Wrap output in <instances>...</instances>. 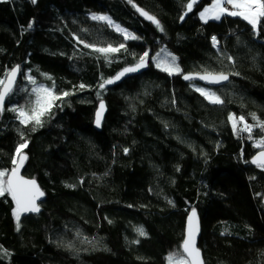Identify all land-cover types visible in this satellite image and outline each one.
Returning <instances> with one entry per match:
<instances>
[{"label":"trees","instance_id":"trees-1","mask_svg":"<svg viewBox=\"0 0 264 264\" xmlns=\"http://www.w3.org/2000/svg\"><path fill=\"white\" fill-rule=\"evenodd\" d=\"M189 2L133 0L160 31L129 0H0V79L21 67L0 115V171L15 166L23 132V175L46 194L39 215H20L19 230L11 195L0 197V264H169L170 254L182 253L194 209L205 264H264V170L250 164L264 134L254 127L249 138L229 119L244 116L253 124L254 113L264 121V19L259 31L238 16L203 23L199 13L213 0H197L185 15ZM92 14L111 17L139 39L124 40ZM75 37L97 47L124 43L126 50L109 63ZM162 49L175 56L181 74L156 66ZM144 52L147 72L99 87ZM205 69L239 75L219 88L182 80ZM28 76L69 93L35 131L7 110L34 101ZM196 87L215 91L224 103H209ZM101 101L107 114L98 131Z\"/></svg>","mask_w":264,"mask_h":264},{"label":"snow or ice","instance_id":"snow-or-ice-1","mask_svg":"<svg viewBox=\"0 0 264 264\" xmlns=\"http://www.w3.org/2000/svg\"><path fill=\"white\" fill-rule=\"evenodd\" d=\"M33 3H36V0H32ZM129 3H133V0H129ZM197 3V0H190L186 5V12H191L193 6ZM133 7L144 16L146 19L152 21L160 29L164 31L163 27L160 25V22L152 15L144 11L142 8L138 7L133 3ZM200 18L207 23L209 19L219 20L221 16H238L246 20L249 24L252 25L255 31H259V22L261 19H264V0H213L211 6L206 7L199 13ZM95 21L103 22L109 28H112L113 31L119 33L124 40H136L139 37L135 36L133 33H130L127 29L121 27L111 17L107 15H95L91 17ZM183 19V16L181 17ZM31 27V24L28 26ZM78 43L84 45L85 48H90L92 51L101 54L105 59L111 63L109 57L113 54L121 52V50H126V44L120 43L117 46H113L111 43H107L106 46L97 47L95 44L86 43L83 39L75 37ZM213 46L218 48V41L216 37H212ZM219 50V48H218ZM163 53L164 50L162 49ZM148 52H144L140 56L138 62L133 67H127L121 71L114 79H108L104 84H112L116 80H119L122 76L129 72L139 71L143 67H147L148 61ZM170 55V54H168ZM225 58L230 62L235 63L231 56L224 54ZM176 58L173 56L171 60L168 58H160V54H157L156 66L161 69V71L167 72L169 75L181 74L182 69L176 64ZM19 66L15 67L11 71L5 74L4 79H0V115L6 110L5 101L13 93L14 85L16 83V78L18 73H20ZM230 75H239V73H224V72H210L207 69L201 73L195 74H184L183 79L185 80H195L199 79L205 81L208 84H220L225 81H229ZM51 80L50 76L46 77ZM29 83L33 86L30 90V94L35 97L34 101H29L27 107H12L10 110L17 114V118L21 125L29 126L31 125V131H35L36 128L42 127L44 123V117L49 115L52 107L56 100H59L62 96H68V92H63L57 94L54 91V84L52 86H44L38 84L36 79L28 76ZM104 84L99 85L101 89L104 88ZM85 85H80V88L83 89ZM200 93L209 103L217 105L223 104L224 101L220 96L216 94L215 91H212L203 87H196L195 89ZM25 92H28V89H24ZM99 95V94H98ZM104 104L101 101L100 109L103 110ZM252 115L253 124H249L245 121L244 116L236 117L234 114L229 117L232 121L233 130H237V125L242 124V127L239 129L241 132H248L249 138H251V132L254 127L260 129L261 133L264 134V121H261L254 113ZM101 112H97L96 124L99 127L100 125ZM21 139L23 143H20L15 150V157L12 163L15 165L11 170L0 171V197L4 196L6 193L11 195L12 199L16 203V210L14 215L17 221V230H19V221L21 213L26 212H39L40 209L36 204V200L43 196L44 193L40 190L34 179H25L19 175V169L23 166V162L27 159V156L23 154V149L28 147V141L24 138L23 132H21ZM257 148L262 149L259 154L253 159L252 163L257 164L258 167L264 169V137H262L255 145ZM125 152L128 150L125 149ZM81 183L83 181L81 180ZM171 203V201H169ZM196 217L195 210L192 211L191 216L188 220V232L187 238L182 244V253L180 254H170L168 257L169 264H202L200 260V251L195 247V236L198 232V225L194 223V218ZM110 222V221H109ZM140 236H146V232L143 228L137 229ZM79 235V234H78ZM87 240V238H85ZM138 243V241H136ZM73 245L69 243L67 247L71 248ZM7 254V253H6Z\"/></svg>","mask_w":264,"mask_h":264},{"label":"water","instance_id":"water-1","mask_svg":"<svg viewBox=\"0 0 264 264\" xmlns=\"http://www.w3.org/2000/svg\"><path fill=\"white\" fill-rule=\"evenodd\" d=\"M135 10H136V8H135ZM136 12H137L138 15H139L140 17H142L146 22H148V23H152L154 26H156V24H154L152 21L146 19V18H145L144 16H142L137 10H136ZM150 60H151V59L148 57L147 67H143V68H141L139 71H136V72H129V73H126V74H125L124 76H122L119 80H116V81H115L114 83H112V84H104V83H102V84H104V88H103V89H111V88H113V87H115V86L121 84L124 80H126V79H128V78L136 77V76H140V75H142L143 73L147 72L148 69L150 68ZM17 66H19V68H20V70H21L20 65H17ZM17 66H15V67H17ZM133 66H135V64H134V65H131V66H127V67H133ZM15 67H13L12 69H14ZM127 67H125V68H127ZM125 68H123L122 70H120V71H119L114 77H112V78H110V79H114V78H115V77H116L121 71H123ZM12 69H11V70H12ZM11 70H10V71H11ZM20 80H21V71H20V73H18V75H17L16 83H15V85H14V91L16 90V88H17V86H18ZM182 80H183L185 83H194V82H195V83H198V84H200V85H202V86H204V87H207V88H219V87H222V86H224V85H226V84H228V83L230 82V76H229V81H225V82H222V83H220V84H208V83H206L205 81H202V80H199V79H195V80L189 81V80H185V79H183V76H182ZM14 91H13V93H14ZM13 93H12V94H13ZM12 94L6 99V101H5V107H6V104H7L8 100H9V98L12 96ZM100 104H101V102H100V103L98 104V106H97V110H96V113H95V120H94V127H95V129L98 130V131L101 130L102 125H103V122H104L105 117H106V114H107V106H106V103L103 101V104H104V108H103V110L100 109ZM98 111L101 112L100 125H99V127H98L97 124H96V120H97V112H98ZM260 151H261V150H260ZM260 151H258V152H257V153L251 158V160H250V164H251V166L254 167V168H260V167L257 166V164L252 163L253 159L256 158V156L259 154ZM23 154H24V153H23ZM24 155H26V154H24ZM26 156H27V155H26ZM18 159H19V158H18ZM26 162H27V159L23 162V166L19 169V175L22 176V177H24L25 179H31V178H27V177H25V176L23 175V171H24V167H25ZM14 167H15V166H14ZM260 169H262V168H260ZM262 170H264V169H262ZM34 180H35V179H34ZM35 181H36L37 185L39 186L40 190L44 193L43 196L39 197V198L36 200V204L38 205L40 211H39V212H26V213H21V216H22V217H27V216H32V215H33V216H37V215H39V214L41 213V210H42V209H41V205H42V203H44L45 200H46V194H45V192L41 189V187H40L39 183L37 182V180H35ZM13 201H14V200H13ZM14 203H15V201H14ZM15 205H16V203H15ZM194 210H195V212H196V217L194 218V223L198 225V232H197V234H196V236H195V247H196L197 249H199V251H200V260L202 261V264H205V260H204L203 252H202V250L199 248V241H200V237H201V233H202L201 218H200V214H199L198 210H197V209H194ZM192 211H193V210H192ZM192 211H190V212L188 213L187 218H186L185 233H184V239H183V242H184V240L187 238V232H188V226H189V225H188V220H189V217L191 216ZM182 244H183V243H182ZM182 251H183V250H182Z\"/></svg>","mask_w":264,"mask_h":264},{"label":"rangeland","instance_id":"rangeland-1","mask_svg":"<svg viewBox=\"0 0 264 264\" xmlns=\"http://www.w3.org/2000/svg\"><path fill=\"white\" fill-rule=\"evenodd\" d=\"M209 6H211V4L210 5H208V6H206V7H209ZM205 7V8H206ZM203 11V10H202ZM93 15V14H92ZM92 15H90V18L92 17ZM95 15H102V14H95ZM224 16H221V18L219 19V20H213V19H209L207 22H209V21H220L222 18H223ZM199 18H200V15H199ZM92 19V18H91ZM200 20L203 22V23H205L201 18H200ZM164 50V56L166 57V58H168L169 60H171V57H173L174 55L171 53V52H169V51H167V50H165V49H163ZM168 54H170V55H168ZM175 57V56H174ZM176 62V61H175ZM169 262V261H168Z\"/></svg>","mask_w":264,"mask_h":264},{"label":"built area","instance_id":"built-area-1","mask_svg":"<svg viewBox=\"0 0 264 264\" xmlns=\"http://www.w3.org/2000/svg\"><path fill=\"white\" fill-rule=\"evenodd\" d=\"M212 37H216L217 41L219 42V39H218L217 36H215V35L211 36V38H210V43H211L212 47H213L214 49H218V48H220V43H218V48L213 46Z\"/></svg>","mask_w":264,"mask_h":264}]
</instances>
